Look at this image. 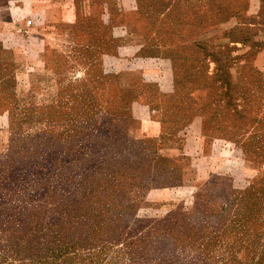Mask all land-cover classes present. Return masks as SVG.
Instances as JSON below:
<instances>
[{"label":"rangeland","instance_id":"1","mask_svg":"<svg viewBox=\"0 0 264 264\" xmlns=\"http://www.w3.org/2000/svg\"><path fill=\"white\" fill-rule=\"evenodd\" d=\"M195 41L234 51L187 64L194 101H222L165 143L161 113L189 86L165 52ZM129 89L121 163L145 169L110 163L102 200L82 188L110 155L94 140L114 142L94 112ZM122 184L129 204L112 195ZM249 189L264 198V0H0V264H261L264 199L252 216L233 199Z\"/></svg>","mask_w":264,"mask_h":264},{"label":"trees","instance_id":"2","mask_svg":"<svg viewBox=\"0 0 264 264\" xmlns=\"http://www.w3.org/2000/svg\"><path fill=\"white\" fill-rule=\"evenodd\" d=\"M169 9V8H168ZM206 24V18H204V22H202L201 27L204 28ZM209 46L207 45V43H203L200 41H195L191 44H180L176 47L171 48L170 50L165 52L166 57H171L173 59V61L175 62V68L179 69L180 67L183 68L184 71H186L187 73H183V75L185 76V79L187 81H189V86H184L183 88V92L181 93L180 91L177 92L178 94V100H179V105H178V109L175 110L174 112H172V114L169 112V114H167V112H165L164 110L161 113V124H162V137L161 139L164 140L165 143H171V142H176L175 140H177V137H180L179 133L183 132V130H185V128L188 126L187 123L192 121L193 119H195L197 116H201V112L202 109L205 107L203 106L204 104L207 105V107H211L213 104V100L216 99L214 96L211 95V99L208 100L207 102H205L202 106L200 102L194 101L195 99L193 98V96H190L191 91L193 89H197V85L199 82V79H196V74L194 73V68L191 67L190 65H187L189 62H193L196 60H203L206 59L208 57H212L215 60H231L232 58H230L231 56H228L233 50H231V48L227 47L225 49H216L214 47H212V51H208ZM234 52V51H233ZM196 55V56H195ZM177 62V63H176ZM191 64V63H189ZM187 65V67L185 68V66ZM244 70H246V68H244ZM250 70H252L250 68ZM180 73H175V84H179L181 85V79H180ZM177 77V79H176ZM210 80H214L213 77H210ZM182 86V85H181ZM186 90H185V89ZM236 88L235 86H233V83L231 81V89ZM181 90V89H180ZM135 92L134 89H129L127 90V94L130 95L129 98H127L126 100H123L122 102H119L118 106L114 107L113 109H108V111L106 112H94V116L96 115L97 117H99V122L101 123H105V124H109L106 127L107 133L110 136L114 135L112 138L114 140V142H111L109 144L104 145V142H101L100 140H94L95 144H96V150L103 147L102 150L106 149V151H108V153L110 154L109 157H105L104 158V163H105V167L103 166L102 168L98 169L96 171V173H94L93 175L90 174H85V177L82 180V188L84 191H89V190H94L96 191V193L98 195H100V198H102V200L104 199L105 195L104 193H99L98 192V188L99 187H103L105 186L104 184H101V182H106V167L108 165H110V163L114 162L116 165H119V169H116L115 172L116 174H125V170L128 171H132L137 175H141V173H143L145 166L143 165V161L139 160L138 163L133 162V164L127 162V163H121L123 158H121V154L123 152H127V149H124L125 147H122V145H119L120 139H119V126H122L125 121L127 120V118L131 115V107L132 104L134 102V100L137 99L138 96L133 95ZM211 93V91H210ZM176 94V95H177ZM218 100V99H216ZM109 102V100H107ZM218 101H222V100H218ZM224 101V100H223ZM175 103V101H174ZM196 105V108H192L193 105ZM151 109L152 110H158L159 105L158 104H151ZM176 106V104H175ZM233 106V102H232V97H231V113H234L236 115V117L238 118H245V114L243 113V111L240 110H235L232 108ZM163 109V107H162ZM195 109V110H193ZM96 110V109H95ZM182 116V120L184 121V126L182 127L181 125H179V123H177V118ZM170 123L173 124V126H170ZM186 124V125H185ZM182 127V128H181ZM105 128V127H104ZM112 130V131H110ZM82 128L79 129H73V134L76 136H81L82 134ZM84 132V131H83ZM116 138H118V143H116ZM175 139V140H174ZM87 139H86V144L84 145L86 148V150L88 149V144H87ZM85 150V151H86ZM124 150V151H123ZM129 150L133 151L135 154L138 153L139 155H141L142 153H145L143 151V148L139 147L138 145L135 144H131V148H129ZM85 151L83 152H78L77 155V160L79 162L84 163L85 162H93V156H91L90 154H86ZM114 152L115 155L113 156V154L111 153ZM150 154L154 155V158L152 159V161L156 162V165H158L159 163L162 162H166V160L157 155L156 154V148H151L149 149ZM138 157V155H137ZM88 160V161H86ZM125 164V165H124ZM94 168H96V163L93 164ZM156 167V166H155ZM111 175V174H110ZM101 177V180L98 181V178ZM161 185H165V184H161ZM253 187V186H252ZM251 187V188H252ZM105 192V191H104ZM249 193H246V196L239 199L238 197L233 196V199L237 200L238 203L244 205V202H250L251 200V207L249 208V212H250V216L253 215V213L256 212H260L262 210L261 207H263V199L264 198H254L257 194H260L263 192V190H261L259 193L255 192L253 189H249V191H247ZM252 193V194H250ZM112 195L115 197V199L118 201V203H127L129 204L130 202V196H129V192L127 191V186L126 184H122L119 188H116L115 190L112 191ZM264 197V194H263ZM232 199V200H233ZM127 212V211H126ZM128 216V215H127ZM162 229L164 230H168V228L166 226H164ZM262 260L260 259L258 262L261 264H264L263 262H261Z\"/></svg>","mask_w":264,"mask_h":264}]
</instances>
